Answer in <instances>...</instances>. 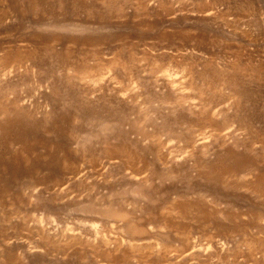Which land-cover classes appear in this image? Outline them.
<instances>
[{
	"label": "rangeland",
	"instance_id": "rangeland-1",
	"mask_svg": "<svg viewBox=\"0 0 264 264\" xmlns=\"http://www.w3.org/2000/svg\"><path fill=\"white\" fill-rule=\"evenodd\" d=\"M0 264H264V0H0Z\"/></svg>",
	"mask_w": 264,
	"mask_h": 264
}]
</instances>
